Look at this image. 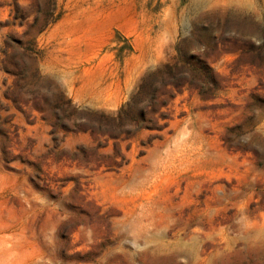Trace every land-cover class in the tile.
<instances>
[{
    "label": "rangeland",
    "instance_id": "1",
    "mask_svg": "<svg viewBox=\"0 0 264 264\" xmlns=\"http://www.w3.org/2000/svg\"><path fill=\"white\" fill-rule=\"evenodd\" d=\"M0 264H264V0H0Z\"/></svg>",
    "mask_w": 264,
    "mask_h": 264
},
{
    "label": "trees",
    "instance_id": "2",
    "mask_svg": "<svg viewBox=\"0 0 264 264\" xmlns=\"http://www.w3.org/2000/svg\"><path fill=\"white\" fill-rule=\"evenodd\" d=\"M169 69H170V74L172 75V77L174 79V81L171 83L172 85H174L175 87H182L183 85L189 83L195 87V85H196L194 82L195 80H193V79L191 80V78H184V77H182V75L180 77V74H178L179 71L176 69V67H169ZM194 77H196V76H194ZM199 79H201L200 75H199ZM145 80L146 79H144V84H145ZM214 80H215V78H213V81ZM211 86H212L211 89H213V91H216V86H214V84ZM144 88H145V85L142 84L141 89L143 90ZM157 98H159V96ZM129 106L130 105L128 104L127 107H129ZM123 109H125V107H123ZM122 110H120L119 114L123 113ZM146 116H147V114H142L139 119H141L142 122H145Z\"/></svg>",
    "mask_w": 264,
    "mask_h": 264
}]
</instances>
